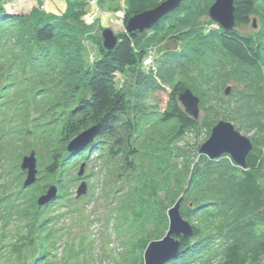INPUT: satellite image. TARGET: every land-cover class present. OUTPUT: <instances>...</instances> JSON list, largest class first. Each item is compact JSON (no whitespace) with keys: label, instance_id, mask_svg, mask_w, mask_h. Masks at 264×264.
Masks as SVG:
<instances>
[{"label":"trees","instance_id":"1","mask_svg":"<svg viewBox=\"0 0 264 264\" xmlns=\"http://www.w3.org/2000/svg\"><path fill=\"white\" fill-rule=\"evenodd\" d=\"M90 1L66 0L57 13L53 12V3L48 2L46 10L49 11L33 8L28 14L11 15L2 10L6 0H0V103L7 108L11 102L7 97L15 89H19L20 95H26L21 101L27 108L22 111L23 137L31 141L25 143L30 150L36 144L50 147L51 160L42 168L41 175L55 177L74 159L89 161L94 152L108 161L118 160L111 177L128 184L113 202L116 225L122 229L124 251L120 264H143L147 245L164 237L168 229L167 211L179 199L180 216L188 223L195 220L198 224H190L193 236L186 240L179 238L178 254L166 264H187L216 248L222 254L221 264H247V259L255 258L264 262V160L255 154L257 143H252L246 167L240 168L239 180L235 174L224 173L210 179L211 173L227 168L225 160L222 161L226 156L209 160L197 155L192 165L187 155L175 158L177 152L172 154L163 145L167 137L182 138L199 126V117L194 120L184 112L178 101L179 94L186 89L193 95L198 94L195 96L199 101L208 103L209 112L217 114L222 103L230 106L228 109L232 103H238L233 100L237 99L236 88L231 94L229 91L225 95L223 91L222 95L221 88L230 78L244 87L242 98L237 100L250 108L254 122L251 128L264 130V0H234L235 25L229 32L220 27L208 30L212 22L200 21L204 15L208 16L212 0H184L155 24L150 34L146 35L147 31L116 34L118 42L111 51L104 50L101 38H95L91 27L82 22L88 7L92 11L103 2L93 0L94 4H90ZM164 1L126 0L120 6L124 11V25L130 17ZM252 17L256 18L255 25L259 28L255 39L235 31L237 26L251 24L253 27ZM95 20L103 31L97 13ZM166 28L170 31L168 39L175 45L173 49L160 46L164 41L160 34ZM86 44L94 47L96 57L91 58V53L89 57ZM146 59L150 65L144 66ZM192 64L198 67L201 84L213 87L208 99L204 97L207 90L199 94L192 84L188 86L181 79ZM219 75L221 79L217 78ZM164 86L170 87L168 107L163 112H148L146 94L163 90ZM52 91L54 98L50 96ZM149 117L163 129L158 135L159 147L145 146L146 141L140 139L141 124ZM219 121L230 122L235 127L234 119L223 115L217 121L209 119L205 126L213 127ZM96 125L100 130L91 144L72 152L67 150L71 140ZM49 131L53 133L46 136ZM6 134L3 130L0 132V146ZM3 145L11 153V147ZM28 149L15 156L18 163ZM171 158L176 164L174 168L165 166ZM142 159L147 161L146 169L142 167ZM166 169L174 173L173 180L155 184L154 178L166 174ZM4 171L5 166L0 162V191H7L0 198V205L6 204L8 212L25 221V232L12 247L17 264H48V255L55 243L51 237L52 225L60 218H55L54 210H50L63 198L66 189L59 186L55 199L39 207L37 196L43 187L27 195L37 178L26 188L24 183L20 187L15 178L11 187V174ZM83 178L84 173L78 180ZM188 198L195 205L193 209L183 208ZM212 212L218 217L217 223L207 226L208 219L203 216ZM1 219L0 215V225Z\"/></svg>","mask_w":264,"mask_h":264},{"label":"rangeland","instance_id":"2","mask_svg":"<svg viewBox=\"0 0 264 264\" xmlns=\"http://www.w3.org/2000/svg\"><path fill=\"white\" fill-rule=\"evenodd\" d=\"M125 1L126 0H103L100 5L95 6L96 8L94 7L96 12L94 11V8H92L91 11L88 7L86 9L87 13L85 12L86 14H84L81 18L82 22L86 26L91 27V33L93 36H95V38H101L102 30L98 21L95 20L97 13L100 16V25L104 29L108 28L112 30L115 35L123 33L125 30V25L122 20V13L124 11L120 9V6ZM48 2L53 3V12L57 13L58 7L65 5L66 0H6L2 6V10L11 15L28 14L33 8H40V10L49 11L46 10V8H49V5H47ZM183 3L184 1L182 4ZM213 3L214 0H212L210 3L209 8L213 5ZM92 17L93 22L88 25L86 23L87 19H91ZM200 21H202L204 24L211 22L209 17L206 15H204ZM252 21L255 23L257 20L255 17H252ZM209 27L210 28H208V30H215L219 26L212 23L209 25ZM258 30V27L253 28L251 24L248 26H237L235 28V31L241 35L250 36L254 39L258 33ZM148 32L149 30L145 32L146 35L150 34ZM169 33V29L166 28L163 33L160 34V38L164 37V41L160 46H166V48L173 49L175 48V45L170 39H168L167 34ZM86 45L89 49V57L90 53L91 58L94 56L96 57L97 52L94 47L90 44ZM204 72L207 74L209 73L206 68H204ZM217 78L221 79V76L219 75ZM181 79L188 86H191L192 84L199 94L200 92L207 90L208 92L206 91V94L204 95L205 99H208L209 95L213 91L212 85H210V87L201 84L203 80H200L198 77V67L196 64L195 66L193 64L191 66L189 65L187 71H185L181 76ZM191 79H193L192 82ZM162 88L163 90H151L146 94L147 97L145 98V103L148 107V112H163L168 107L170 87L164 86ZM227 88L230 89V94L232 90L236 88L238 92H236L237 99L239 97L242 98V93L244 92V87L242 84L236 83L230 78L227 82V85L224 86V88H221L222 95H224L223 91H225ZM18 91L19 89L12 90L14 94H10L7 97V99L11 98V102L7 108L5 107V104L0 103L2 104L0 107V132L3 130L5 133H7L4 137H2V139L5 141L2 143L10 146V151L13 154L10 155L11 153H9L8 150L9 147H5L2 144L0 146V162L3 166H5L4 174H11L10 176L8 175L9 183L12 185L11 187L14 186V181L17 179L20 187L26 180V173H24V175H20L22 172L20 169L22 159L20 160V163H18V159H16L15 156L26 152V149H28L29 146L26 145L25 142L31 141L23 137L25 119L22 118V111H26L27 108L21 104V101L26 95L24 93L20 95ZM50 96L51 98H54L53 91ZM237 99H233L234 101H238V103H232L231 109H228L230 106L227 107L225 103H222L219 105V110L216 111L217 114L213 115L209 112L210 110L208 108V103H202V101H200L198 129L194 130L193 132L186 133L184 137L179 139H176L172 136L167 137L163 145L168 148V152L172 151V154L173 152H177L176 155H174L175 158H177L178 155H187L188 157H185L193 165L197 161V155H199L198 150L200 146L209 138L211 129L218 122L213 125V127L211 126L209 128H206L205 124L209 119L217 121V119L223 115L234 119V122L232 123L236 127L235 130L238 131L242 136L248 138L251 143H254V141L257 143L255 146V154L264 160V135L262 134V132H264V130H262L263 127L261 128L262 131H258L256 128H251L253 127L252 125L254 122L253 116H250V108L249 110L247 106L245 108V105L240 103ZM233 106L235 109H233ZM215 115H217V117H214ZM151 119L152 118L149 117L147 118V122L141 124L143 129L140 139L142 142L143 140L144 142L146 141L144 143L145 146L151 144L152 147H159L161 143L158 135H160L163 129L159 125L151 122ZM49 132L45 135L50 136L53 133L51 131ZM156 138H158L159 141L156 140ZM49 150V146H40L36 144L34 149L30 150L29 148L26 154V156H29L30 152L34 151L37 171V181L27 190V195L35 192L37 187H43V195L47 193L50 187H55L56 193H58L59 186L63 185L64 190L66 189V191H64L63 198L57 200V204H55L50 210H54L53 214L55 218H60H58L59 220L54 225H52L53 235L51 237L55 238V243L53 244V248L50 249L47 263L120 264L121 254H123L124 251L121 242L122 229L116 225L117 221L114 217L113 202L114 199L116 200L119 198V192L122 191L125 183L123 184L115 181L111 177L116 172V161L118 160L112 159V161H108L106 158H101L98 153L94 152L90 155L91 157L89 161H81L80 158H76L73 160L72 164L67 167V169L60 171V173L55 175V177L48 178V176L43 174L41 175V173L42 168L45 167V165L51 160ZM224 160L227 163V168L211 173L210 179L213 180V178L215 179L218 175H222L224 173L227 175L235 174L239 180L242 175L241 169L234 164L229 156H226L224 159H222V161ZM174 165H176L174 163V158H171L165 164V166H170L173 168ZM81 166L84 168V178L82 180H78L77 174ZM146 166V159H142V167L146 169ZM167 171L168 170L166 169V172ZM18 173L19 175L17 176ZM146 174L149 175V171H146ZM173 176L174 173H170V171H168L166 174H163L158 178H154V183L158 185L165 179L173 180ZM262 176L264 177V169ZM57 181L60 182L58 185H56ZM82 181L86 184L87 192L84 196L77 198L76 192ZM127 186L125 185V187ZM6 192V190L0 191V198H2ZM42 193H39L37 197L39 198L43 196ZM14 206L16 205L14 204ZM193 207H195L193 201L188 198L184 203L183 208L193 209ZM6 208V204L0 205V215L2 217L1 220H3L2 225H0V264H17V255L12 252V247L13 245L17 244L19 238L23 235V232H25V229L23 228L25 221L19 220L12 211L8 212ZM205 209H207V207H205ZM214 213L215 212L211 213L213 215L207 214L203 216L205 219H208V221H206L207 226H213L217 223L218 217L214 215ZM189 224L195 226L198 223L194 220L190 221ZM221 263L222 254L219 248H216L214 251H210L209 253H204V255L197 257V259L187 261V264ZM246 263L264 264L261 258L247 259Z\"/></svg>","mask_w":264,"mask_h":264},{"label":"water","instance_id":"3","mask_svg":"<svg viewBox=\"0 0 264 264\" xmlns=\"http://www.w3.org/2000/svg\"><path fill=\"white\" fill-rule=\"evenodd\" d=\"M184 0H166L155 8L130 17L124 32L128 35L141 34L150 30L162 18L176 10ZM234 0H214L213 5L208 10V17L212 23L218 25L222 30L229 32L235 25ZM256 25L253 22V28ZM102 47L104 50L111 51L118 42V37L108 28L101 32ZM230 89L225 90L228 95ZM178 101L184 112L194 120L199 117L198 97L193 95L188 89L178 96ZM100 130V126H93L78 136L68 144L69 152L85 148L94 141ZM252 150L251 141L242 136L235 127L226 121H219L212 129L209 138L200 146L198 153L209 160H217L222 156H229L230 159L241 169L246 167V157ZM22 172H26V180L23 187L31 186L36 180V160L34 153L22 158L20 165ZM84 173L81 166L78 177ZM86 184L84 182L78 187L77 198L86 194ZM56 197V188L50 187L47 193L37 200V205L43 207L48 205ZM181 199L167 211L168 229L164 237L157 241L150 242L143 253V264H166L176 258L180 242L179 238L186 240L193 236L192 226L180 216Z\"/></svg>","mask_w":264,"mask_h":264},{"label":"built area","instance_id":"4","mask_svg":"<svg viewBox=\"0 0 264 264\" xmlns=\"http://www.w3.org/2000/svg\"><path fill=\"white\" fill-rule=\"evenodd\" d=\"M90 4H94V1L91 0L90 1ZM96 12V11H95ZM93 22V17L91 19H87V24H91ZM144 66H147V65H150V60L149 59H146L144 62H143Z\"/></svg>","mask_w":264,"mask_h":264}]
</instances>
